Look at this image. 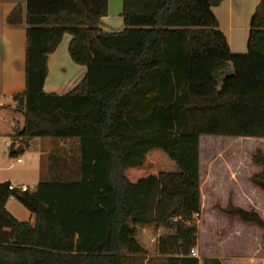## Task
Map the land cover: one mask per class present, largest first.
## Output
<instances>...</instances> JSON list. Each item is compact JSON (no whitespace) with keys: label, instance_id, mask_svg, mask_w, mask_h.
Here are the masks:
<instances>
[{"label":"trees","instance_id":"1","mask_svg":"<svg viewBox=\"0 0 264 264\" xmlns=\"http://www.w3.org/2000/svg\"><path fill=\"white\" fill-rule=\"evenodd\" d=\"M222 1L122 0L123 29L105 33L108 0H26L25 87L11 97L23 125L13 136L75 141L78 172L32 191L0 182V264L152 255L222 264L190 256L201 211L199 138L264 139V0L243 54L230 52L218 28L211 8ZM21 22L18 5L7 23ZM66 33L68 55L85 74L69 92L47 93V58ZM252 162L260 171L250 182L264 192L260 149ZM9 198L33 224L6 210ZM222 212L264 229L254 210L229 204Z\"/></svg>","mask_w":264,"mask_h":264},{"label":"crops","instance_id":"2","mask_svg":"<svg viewBox=\"0 0 264 264\" xmlns=\"http://www.w3.org/2000/svg\"><path fill=\"white\" fill-rule=\"evenodd\" d=\"M260 0H223L218 6L211 10L218 22V28L224 34L229 50L233 54H243L247 50V40L251 16ZM21 7V24L9 25L7 17L17 7ZM122 0H108L107 15L102 17L100 29L105 33L119 32L123 29V19L121 17ZM26 0H0V113L6 112L7 117L0 116V182H10L13 184L24 185L28 190H34L40 181L50 180L58 176L65 178L73 176L78 172L77 152L75 144L70 147V140H63L68 143L64 149H56L53 143L54 138L34 137L30 139L17 138L13 134L21 128L19 121L14 115H21L15 109V102L11 97L14 93L20 92L25 87V53H26ZM65 38V39H64ZM71 37L64 34L56 50L48 55V73L44 81L43 90L47 93L64 94L69 92L84 76L85 67L73 65L74 62L68 61L65 57L67 46ZM68 53V51H67ZM66 69H65V68ZM62 73L63 79L57 82L51 79L55 70ZM67 70L70 74L67 80L64 79ZM62 91V92H61ZM13 117V118H12ZM11 119V120H10ZM15 141L19 144L16 147ZM74 142V141H73ZM31 143L33 145L31 146ZM30 145V147H29ZM39 150V151H38ZM23 151H28L29 158L33 161L29 165H19V172H26L32 182L20 180L9 174L11 166L8 163L7 155H18ZM16 162L21 164L22 160ZM21 166V167H20ZM43 179V180H42ZM27 183H35L29 189ZM14 198H9L5 204L6 210L17 220L33 224L34 216L26 209L23 211L14 203ZM18 202V201H17ZM20 204V203H19ZM24 208V207H23ZM262 243L264 240L262 239ZM198 248L196 243L195 249ZM222 264L224 258L217 257ZM230 260H235L231 258ZM231 264H264V256L254 255L248 260L237 259Z\"/></svg>","mask_w":264,"mask_h":264},{"label":"rangeland","instance_id":"3","mask_svg":"<svg viewBox=\"0 0 264 264\" xmlns=\"http://www.w3.org/2000/svg\"><path fill=\"white\" fill-rule=\"evenodd\" d=\"M64 41L63 44L59 45V51L62 45L64 47ZM65 55L68 61H71L67 51ZM231 72L232 69L229 66L228 73ZM69 74L70 71L67 70L65 80L70 77ZM52 78L56 82V79L60 78L58 79L60 82L63 76L56 69L54 74H51ZM0 116L6 118L7 114L2 112ZM14 118L15 121L20 122L19 125L23 123L21 115H14ZM74 142L70 140V147L73 146ZM53 143L55 148H59V150L68 146V143L63 140H54ZM32 145L33 143H31ZM257 149H260L264 154V139L200 136L199 188L201 211L197 220L198 248L195 249L199 261L204 257H220L224 258V264H231L237 259L248 260L255 254L264 256V243H262L264 229H260L252 223L241 222L236 218L229 219L222 212V209L230 204L245 210H254L264 220V192L254 187L250 182V177L260 171V168L252 162V156ZM16 158H20L23 162L18 164ZM7 160L11 166L9 174L20 180L32 182L30 181L32 178L26 172H19L17 168L19 165H29L33 162L29 158L28 151H23L15 156L7 155ZM27 184L29 189L35 186V183ZM11 203L26 211L19 202L13 201ZM170 232V230L165 229L158 231L159 234ZM231 258L235 260H230ZM123 264H166V257L163 255L129 256L123 259Z\"/></svg>","mask_w":264,"mask_h":264},{"label":"built area","instance_id":"4","mask_svg":"<svg viewBox=\"0 0 264 264\" xmlns=\"http://www.w3.org/2000/svg\"><path fill=\"white\" fill-rule=\"evenodd\" d=\"M15 145H16V147H19V144L17 143V141H15ZM17 160L19 161L20 159H17ZM8 189L9 190H18V191L28 190L27 187L24 185H18V184H13V183H9ZM190 256L198 258V253L195 250V248L190 249Z\"/></svg>","mask_w":264,"mask_h":264}]
</instances>
